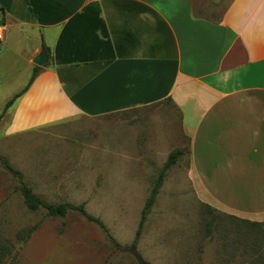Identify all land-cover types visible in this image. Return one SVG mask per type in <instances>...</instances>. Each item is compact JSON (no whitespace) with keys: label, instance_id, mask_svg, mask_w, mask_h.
Here are the masks:
<instances>
[{"label":"crops","instance_id":"0c3cea01","mask_svg":"<svg viewBox=\"0 0 264 264\" xmlns=\"http://www.w3.org/2000/svg\"><path fill=\"white\" fill-rule=\"evenodd\" d=\"M0 19L24 87L38 68L6 137L125 117L137 154L181 149L200 202L264 223V0H0Z\"/></svg>","mask_w":264,"mask_h":264},{"label":"rangeland","instance_id":"374dc122","mask_svg":"<svg viewBox=\"0 0 264 264\" xmlns=\"http://www.w3.org/2000/svg\"><path fill=\"white\" fill-rule=\"evenodd\" d=\"M1 51L0 116L25 85L23 61ZM13 75L15 85L4 82ZM4 115L0 157L21 175L0 164V243L14 258L6 254L4 264H138L134 251L147 264H264V223L200 202L187 178L186 153L167 171L134 244L142 208L169 154H137L128 135L132 121L115 117L97 129L83 122L75 123L79 129L66 124L6 137ZM20 182L46 203L84 204L104 230L74 211L64 217L30 211Z\"/></svg>","mask_w":264,"mask_h":264},{"label":"trees","instance_id":"16d2710c","mask_svg":"<svg viewBox=\"0 0 264 264\" xmlns=\"http://www.w3.org/2000/svg\"><path fill=\"white\" fill-rule=\"evenodd\" d=\"M38 72V68H34L32 75L27 83V85L23 88V90L14 95L11 99H9L2 111V114L0 117H2L7 109L13 104V102L22 94L24 93L28 87L31 85V83L34 81L36 75ZM183 155V151L181 149H175L172 152L169 153L167 160L165 163L162 165L160 172L158 173L157 179L155 180V183L150 191L149 197L147 198L144 207L142 208L141 215H140V220L135 232V237H134V244L137 243L141 232L142 228L145 222V219L151 210V207L153 206L155 202V196L158 193L159 188L162 185L163 179L167 173V171L176 164L178 159ZM0 164L7 170L10 174L13 176L18 177L19 179L21 178L20 172L16 169H14L6 159L3 157H0ZM19 191L22 196L23 203L25 206L30 210V211H37L39 209L45 210L46 214L51 217H64L66 213L70 211L77 212L80 216H82L85 220L88 222L94 223L98 225L100 228L104 230L103 224L98 218H95L94 216L88 214L85 210L84 204H79V205H72L69 203H59V204H49L40 199L38 196H36L29 187H27L25 184L22 182L19 183ZM254 224V223H252ZM35 228H31V230H34ZM6 254L9 255V259L12 258L11 254V248L8 246L2 245L0 243V264H4L3 261V256ZM11 254V255H10ZM15 255V254H14Z\"/></svg>","mask_w":264,"mask_h":264},{"label":"water","instance_id":"95a60500","mask_svg":"<svg viewBox=\"0 0 264 264\" xmlns=\"http://www.w3.org/2000/svg\"><path fill=\"white\" fill-rule=\"evenodd\" d=\"M33 63L38 67H45L47 64V54L45 50H42L34 59ZM135 258L138 262V264H147L144 262L141 257L137 254L136 251H134Z\"/></svg>","mask_w":264,"mask_h":264},{"label":"built area","instance_id":"2783aa9c","mask_svg":"<svg viewBox=\"0 0 264 264\" xmlns=\"http://www.w3.org/2000/svg\"><path fill=\"white\" fill-rule=\"evenodd\" d=\"M5 39V25L2 22V19H0V43L4 41Z\"/></svg>","mask_w":264,"mask_h":264}]
</instances>
